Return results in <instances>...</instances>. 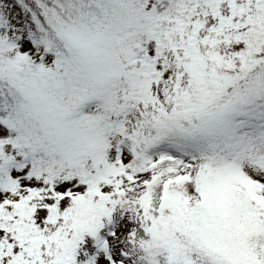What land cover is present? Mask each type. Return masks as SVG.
Instances as JSON below:
<instances>
[{
  "label": "snow or ice",
  "instance_id": "1",
  "mask_svg": "<svg viewBox=\"0 0 264 264\" xmlns=\"http://www.w3.org/2000/svg\"><path fill=\"white\" fill-rule=\"evenodd\" d=\"M0 264H264V0H0Z\"/></svg>",
  "mask_w": 264,
  "mask_h": 264
}]
</instances>
